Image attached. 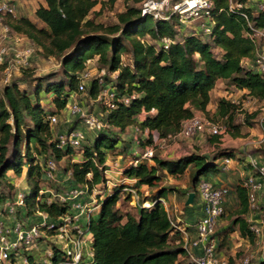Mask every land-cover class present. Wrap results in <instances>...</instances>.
Returning <instances> with one entry per match:
<instances>
[{
    "label": "trees",
    "instance_id": "trees-1",
    "mask_svg": "<svg viewBox=\"0 0 264 264\" xmlns=\"http://www.w3.org/2000/svg\"><path fill=\"white\" fill-rule=\"evenodd\" d=\"M135 1L139 3L142 0ZM231 1L243 3V10L254 25L264 28V10L252 14L247 6L248 0H213V24L206 39L197 32L178 38L175 25L181 23L176 16L168 20L154 19L150 15H142L139 7L129 4L117 15L116 24L97 23L90 18L99 5L95 0H45V5H40L34 14L43 26L26 16L7 17L6 23L13 31L24 34L42 49L40 52L46 57L59 60L61 67L60 74L34 76L32 93L15 82L0 86V182L9 185V172L17 177L25 175L27 187L32 192L29 197L28 193L25 195L28 215H33L37 209L51 217L68 212L67 205L60 204L56 199L47 204L44 199L48 194L41 195L44 189L42 183L48 178L46 164L51 159L58 163L71 157L64 166V174L60 175L62 190L58 188V192L84 186L92 191L105 185L108 182L105 177L109 169L108 155L118 151L131 154V146L121 136L129 127L136 126L149 140L146 145L149 147L155 141L152 135L146 134V130L156 131L161 138H165L178 132L197 112L212 121H215L214 118L223 120L235 137L243 136L241 127L234 124L238 113L244 116L247 126H254L259 112H244L240 109L241 105L232 100L219 99L214 114L208 109L211 92L219 81L247 91L253 99L264 101V79L255 68L258 46L245 34L248 25L241 12L230 10ZM115 2L110 0L111 5ZM100 4L104 9L106 2ZM165 38L171 39L167 48L163 42ZM214 49H219L221 53L216 55ZM124 54H128L126 60ZM96 57L106 74L86 84V94L103 106V116L96 117L105 127L90 130L95 134L87 137L85 119L75 116L81 119L85 129L73 123L66 132L59 134L67 135L77 130L84 132L85 137L78 148L82 156L74 161L78 156L77 149L57 147L56 138L59 135L54 138V125L49 117L65 109L73 94L84 93L78 92V87L83 74L92 65L90 61ZM245 59H250L251 66L245 65ZM2 70L3 65H0V74ZM100 79L111 85L117 94V107L113 110L98 100ZM42 94L52 95L56 112L45 109ZM123 97L129 98L130 102H123ZM82 108L91 114L85 107ZM210 137L220 139L219 136ZM137 143H140L139 140ZM262 145L263 148L251 155L257 160V156L264 153V141ZM146 148L143 147V151ZM225 157L234 159L235 151L219 149L212 157L196 151L172 158L154 154L152 165L146 162L148 159L136 157L132 164L123 166V177L136 179L137 182L115 186L112 192L98 198L100 208L88 224L93 238L94 263L178 264L181 257L187 258L183 237L172 225L174 216L162 203H156L152 208L138 207L136 214L122 213V194L127 189L136 188L139 191L140 187L146 186L153 190L152 195L142 197V201L162 198L171 206L174 196L179 202L182 196L185 197L183 208L188 217L182 219L191 225L190 231L194 233V227L202 216L201 205L194 210L198 186L202 182H210L214 187H228L231 195L232 188L226 182L213 183V180L230 173L220 162ZM187 173L191 174L188 190L184 191L174 184L161 186L165 175L181 179ZM191 192L195 194L194 201L187 205ZM235 192L239 199V215L233 223L238 226L244 240L255 241L257 236L247 219L250 210L247 190L241 182H237ZM130 198L129 195L126 199ZM4 203L0 202L3 208ZM221 245L218 242V248ZM53 261L58 264L63 258L57 254ZM11 264H15L14 260ZM30 264L36 263L30 259Z\"/></svg>",
    "mask_w": 264,
    "mask_h": 264
},
{
    "label": "built area",
    "instance_id": "built-area-1",
    "mask_svg": "<svg viewBox=\"0 0 264 264\" xmlns=\"http://www.w3.org/2000/svg\"><path fill=\"white\" fill-rule=\"evenodd\" d=\"M16 0H0V65L3 70L0 74V80L8 84L12 77L22 68H27L33 55L37 51H42L40 47L33 44L24 34L13 31L6 23L7 17L17 16ZM102 2V0H95ZM213 0H142V15H150L154 19L168 20L176 16L181 24L189 22H198L201 30L210 33V27L213 24ZM258 10H264V0L258 1ZM245 5L239 2L230 3V10L240 11L246 19L248 28L245 34L253 40L257 46L256 70L264 79V28L256 27L250 20L247 12L243 10ZM165 48L171 42L170 38L163 40ZM22 71V70H21ZM89 74H83V78H88ZM114 78L116 73L113 74ZM82 78V79H83ZM87 86L84 81L79 84V91L84 92ZM237 89V88H236ZM78 95V94H77ZM98 100L109 110L117 107V94L111 85L100 79V92ZM120 100V99H119ZM125 103H129L127 97L121 98ZM236 103L235 100H232ZM74 116L85 119L86 128L89 130H101L105 125L96 117L87 114L78 102L69 106ZM52 125L58 123L57 115L49 117ZM230 128L224 122H216L208 119L203 114H196L187 120L181 129L175 134L161 138L158 132H149L154 141L159 140L174 141L180 138H190L192 136L206 133L209 136H219L220 138L229 133ZM85 134L81 130L73 131L67 135H59L56 138L57 147L60 149L74 148L78 149L84 139ZM262 142L264 141V129ZM155 154L153 146L147 147L142 153V159L150 160ZM225 167L233 163L232 158L225 157L222 160ZM137 164V161L135 162ZM246 164L249 173L241 181V185L247 190V199L250 206L247 215L251 230L256 236L263 237L260 244L259 262L264 264V164L259 160L246 155ZM48 178H55L57 171V162L49 160L46 164ZM107 173V172H106ZM97 187L92 191L88 186L73 187L66 191L54 193L52 190L43 189L41 195H47L45 202L51 204L53 200L60 204L68 206V212L57 217H51L48 213L35 210L30 218L21 219L17 214L9 216L11 225H6L0 217V264H30L32 259L36 264H54V259L58 255L63 258L58 264H95L93 254V238L88 231V224L92 215L99 210L100 205L96 198ZM129 195L136 202V207L152 208L156 203H162L168 212L174 216L172 225L179 231L183 237V246L187 258L191 264H219L217 259L218 239L216 236L219 220L225 213V202L229 196L228 187H214L210 182H202L198 186V194L201 198L202 216L194 227V233H191V225L184 223L180 215H173L170 209L171 203L165 199L159 198L153 201H142L139 199L136 188L127 189ZM27 192L16 194L15 206L26 212L25 195ZM193 193V192H191ZM173 203V200H172ZM174 205V204H173ZM15 206H4L3 209L14 213ZM171 210V211H170ZM34 218V220H33ZM181 223L184 225L182 226ZM247 243L249 240H245ZM41 249L39 251V248ZM254 260L253 254L247 255L243 264H250ZM226 264V262H221Z\"/></svg>",
    "mask_w": 264,
    "mask_h": 264
},
{
    "label": "rangeland",
    "instance_id": "rangeland-1",
    "mask_svg": "<svg viewBox=\"0 0 264 264\" xmlns=\"http://www.w3.org/2000/svg\"><path fill=\"white\" fill-rule=\"evenodd\" d=\"M102 2H106L104 9H101V4L98 5L95 8L94 13L90 15V18L95 20L97 23L106 25L116 24L118 22L117 15L125 10L126 5L129 4L139 8L141 6V2L137 3L135 0H116L113 5H111L110 0H102ZM38 3L39 5H41L43 3V0H39ZM25 6L26 17L31 18L32 16L34 18L33 10L35 6H32V4L30 3L25 4ZM201 29V26H198V22L195 21L189 22L187 24L175 25V30L177 32L178 38H182L183 35L189 34L191 32H197L198 35L201 34V37L203 39H206L208 33ZM150 40L152 41V39ZM214 52L216 55H219L221 53L219 49H214ZM96 58L98 60V57ZM124 58L126 60L128 58V54H124ZM21 70L12 77L11 81L8 84L15 82L20 88L32 93L34 90L32 78L34 76H46L48 74L55 73L60 74L61 67L59 60H57L56 58H48L40 51H37L36 55L34 54L31 58L30 64L27 66V68H22ZM85 73H88L89 76L88 78L82 77V81H84L86 84H89L92 79L99 78L105 75L106 71L99 65L98 61H92V65L89 67V69L86 70ZM5 85L7 84H4L2 80H0V86L4 87ZM86 91L87 90H85L83 94H73L69 101V105L65 109L57 113L58 123L52 127L54 138H56L60 133L66 132L73 123H76L80 126V128L85 129L81 119L75 117L69 109V106L74 102H78L81 106L85 107L88 113L94 114L97 117L103 116V106L97 101L91 100L88 94H86ZM211 93L212 100L208 106V109L212 114L217 111L219 99L224 98L226 100H235L236 104L241 105L240 109H243L244 112H259L258 117L254 120V126L260 128L261 124L264 125V101L253 99L248 96L247 91L236 89V87L234 86H227L221 81L217 83L216 87L212 90ZM42 104L46 110L56 112V106L53 104V98L51 94H42ZM197 114L202 113L197 112ZM214 120L216 122H223V120H219L217 118H214ZM234 124L240 126L241 129L246 130L247 125L245 124L244 116L241 113H238L236 115ZM85 133L87 137H93L95 134L88 129H85ZM121 136L127 142V144L131 146V154H123L119 153L118 151L116 153L108 155L107 166L109 168V172L107 171V173H105V177L107 178L108 182L105 185L103 184L100 187H97V199L100 197H104L109 192H112L115 186H120L122 184L134 185L137 182L136 179L124 178L122 167L132 164L136 157H141L142 159V148H146L150 142L136 126L129 127L127 131ZM137 140H139L140 143H137ZM249 140L250 138H248V134L241 137H235L232 132H229L223 135L220 139H214L211 138L208 134L202 133L190 138H180L174 141H166L165 143L164 141L161 142L159 140L157 143H153L156 156H160L162 154L164 156L168 155L174 157H178L194 151L212 157L219 149H230L234 150L236 153L242 151V147L245 146V154L240 157L239 160L234 158L233 163L227 167V169L230 170L228 177L234 182V184H228V186L232 188V192L225 207V215L219 220L217 226V239H219L218 242H221L222 244L218 248L216 253L217 259L220 262L219 264H221V262H226V264H243L244 258L249 254H253L254 256V260L250 264H259V242L262 241L263 237L258 236L255 241L249 240L247 243L241 237L238 226H235L233 223L236 217L239 215V199L235 192V183L241 182L243 178H245L249 173V169L246 164V155L249 154V151L254 152V150H256L254 149V147L253 149L248 148L249 144L246 143ZM261 147L263 148L262 144H260L259 148ZM75 152L76 155H78L77 157L81 158L82 152L80 151V149L75 150ZM260 155L264 159V153H261ZM70 160L71 157H67L61 162H58L57 171H55V178H47V180L42 183V188L52 190L54 193L58 192V188L62 190V185H60L61 176L64 174L63 170L65 164H67ZM146 162L151 165L154 164V161L152 159L150 161L147 160ZM7 176L11 178V180L7 182L9 185L5 184L4 182H0V202H5L4 206H6L7 204L9 206H15L14 204L16 201L17 193L27 191L28 197L31 196V188L27 187L25 175L17 177L12 172H9ZM190 180V173H187L185 177L181 179L168 178V176L165 175L161 186H170L171 184H174L180 187L183 185H189ZM9 182H11L13 185H11ZM11 187H14L15 190H12ZM152 191V189H148L146 186L140 187L138 191L139 199H141L142 197L145 198L151 196ZM128 196L129 193L125 190L120 201L121 212L136 214V202L133 201L132 197L130 199H126ZM185 199L186 198L182 196V201L179 202L176 197H173L174 205L170 207L171 210L173 208L175 209V211H173V215L178 214L181 217H188V213L185 212L183 208V201ZM195 202L196 208H194V210H198V206L201 205L200 196L196 197ZM14 208L16 209L14 210L13 214H11L8 210L3 209V207L0 208V217L3 223H5L6 225H11L9 216H12L14 214H17V216H19L21 219L26 220V218H30V220L32 221V216L29 217L26 212L22 214V210L17 208L16 206ZM193 213L196 215V217H199L198 213ZM1 224L2 223L0 222V225ZM181 225L183 226L184 224L181 223ZM40 249L41 246L39 248V251ZM178 264L191 263L189 262L188 258L181 257Z\"/></svg>",
    "mask_w": 264,
    "mask_h": 264
},
{
    "label": "crops",
    "instance_id": "crops-1",
    "mask_svg": "<svg viewBox=\"0 0 264 264\" xmlns=\"http://www.w3.org/2000/svg\"><path fill=\"white\" fill-rule=\"evenodd\" d=\"M258 1L259 0H248V2H247V6L251 9L252 14L259 13L258 6H257L258 5ZM38 2H39V0H16L15 1L16 6H17V16L16 17L26 16V6H25V4H27V3L32 4V6H35V8L33 10V12L35 14L36 9L40 6ZM41 5H45L44 0H43V3ZM31 19L34 22L38 23L39 26H43L42 23H39L36 20L35 16H34V18L31 16ZM92 61H97V58L91 60L90 61V64H92ZM244 63L247 66H251L250 59H245L244 60ZM263 129H264V125L263 124H261V127L260 128H257L256 126H252V127L251 126H247L246 127V130L241 129V132L243 133V136L246 135V134H248V138H250V140L246 143V144H249V146H248L249 149H253V147H254V149L257 150L260 147V142L263 139L262 138L263 137ZM244 148H245V146L242 147V151L243 152L242 151L236 152L234 158L237 159V158L242 157L245 154V149ZM256 150H254V152ZM254 152H250L249 151V155L254 154ZM162 156L163 157H168V158L174 157V156H168V155H165V156L162 155ZM257 157L261 160V161L259 160L260 162H264V159L261 156H257ZM78 159L79 158L77 156H75L74 161H77ZM228 175H229V173H228ZM228 175L227 174H224L222 177H220V178H218L216 180H213L214 181L213 183H223V182H226V184H234V182L228 177ZM168 178H173V177L171 175H168ZM178 188H180V189H182V190L185 191V190H188L189 189V185H183V186H180ZM228 200H229V198L225 202L226 205H227V201ZM0 208H1V205H0ZM9 221L12 224V221L11 220H9Z\"/></svg>",
    "mask_w": 264,
    "mask_h": 264
},
{
    "label": "water",
    "instance_id": "water-1",
    "mask_svg": "<svg viewBox=\"0 0 264 264\" xmlns=\"http://www.w3.org/2000/svg\"><path fill=\"white\" fill-rule=\"evenodd\" d=\"M194 197H195V194H194V193H190L189 196H188V199H187V201H186V204H187V205L192 204L193 201H194Z\"/></svg>",
    "mask_w": 264,
    "mask_h": 264
}]
</instances>
